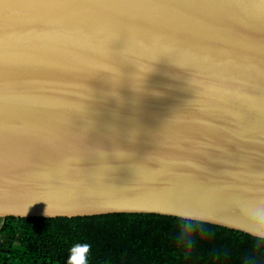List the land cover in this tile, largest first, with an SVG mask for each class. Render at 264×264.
Masks as SVG:
<instances>
[{"label": "water", "instance_id": "obj_1", "mask_svg": "<svg viewBox=\"0 0 264 264\" xmlns=\"http://www.w3.org/2000/svg\"><path fill=\"white\" fill-rule=\"evenodd\" d=\"M264 205V0H0V217Z\"/></svg>", "mask_w": 264, "mask_h": 264}, {"label": "trees", "instance_id": "obj_2", "mask_svg": "<svg viewBox=\"0 0 264 264\" xmlns=\"http://www.w3.org/2000/svg\"><path fill=\"white\" fill-rule=\"evenodd\" d=\"M0 236V264H66L77 242L91 245L89 264H264V240L249 232L159 212L8 215Z\"/></svg>", "mask_w": 264, "mask_h": 264}, {"label": "clouds", "instance_id": "obj_3", "mask_svg": "<svg viewBox=\"0 0 264 264\" xmlns=\"http://www.w3.org/2000/svg\"><path fill=\"white\" fill-rule=\"evenodd\" d=\"M246 230L250 235L264 240V205H257L250 212L245 214ZM182 233L188 235L195 231L193 224H184ZM191 244L192 240L189 239ZM91 245L89 243H74L69 250V257L66 264H89Z\"/></svg>", "mask_w": 264, "mask_h": 264}, {"label": "built area", "instance_id": "obj_4", "mask_svg": "<svg viewBox=\"0 0 264 264\" xmlns=\"http://www.w3.org/2000/svg\"><path fill=\"white\" fill-rule=\"evenodd\" d=\"M0 242H1V236H0Z\"/></svg>", "mask_w": 264, "mask_h": 264}]
</instances>
